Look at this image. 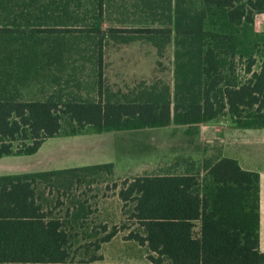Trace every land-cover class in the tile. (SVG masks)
<instances>
[{
    "label": "trees",
    "instance_id": "trees-1",
    "mask_svg": "<svg viewBox=\"0 0 264 264\" xmlns=\"http://www.w3.org/2000/svg\"><path fill=\"white\" fill-rule=\"evenodd\" d=\"M183 2L175 0V27L146 30L155 33L152 38L164 39L176 32L173 91L165 84L123 99H104L100 90L92 99L63 97L56 91L44 98L24 99L19 86L25 82L36 77L59 81L50 65L62 58L46 54L8 58L0 70L5 76L0 78V157L35 153L46 138L61 133L193 126L225 111L237 127H264V59L253 70L254 59L249 56L244 66L248 77L233 81L229 75L234 69L222 49L226 46L234 53L236 43L224 34L207 44L205 10L190 12ZM202 2L229 26L250 19L247 5L261 9L264 4V0ZM40 31L58 36L61 30L0 25V36L9 41L44 39ZM119 31L112 27L107 33L123 41L133 37ZM98 83L101 87L100 79ZM101 171L113 174L114 163L0 174V264L98 261L103 258L102 244L122 230L123 239L146 246V257L157 264H264V251L259 248L260 173L242 167L235 157H208L197 169L114 181L123 219L111 226L90 225L88 197L71 192L75 184L90 183ZM82 248L84 254L91 248L94 253L76 259L74 254Z\"/></svg>",
    "mask_w": 264,
    "mask_h": 264
},
{
    "label": "rangeland",
    "instance_id": "rangeland-1",
    "mask_svg": "<svg viewBox=\"0 0 264 264\" xmlns=\"http://www.w3.org/2000/svg\"><path fill=\"white\" fill-rule=\"evenodd\" d=\"M183 4L193 13L205 10L207 44L216 42L215 38L222 39L224 34L236 43L234 53L226 46L222 49L223 58L234 69L229 75L233 81L248 77L244 66L249 56L254 59L253 70L259 69L264 59V4L261 9L247 5L250 19L231 26L224 25L220 15L208 11L202 0H185ZM175 14V0H0V25L29 24L61 30L58 36L40 31L44 39L38 36L39 39L17 41L6 40L2 34L0 70L8 64V58H42L44 54L52 59L62 58L60 63L50 65L59 81L36 77L25 82L19 86L24 99L44 98L54 91L63 97L92 99L98 98L99 90L104 99H123L152 85L162 88L165 84L173 91L176 32L172 30L164 39L152 38L155 33L146 30L175 27ZM112 27L120 28L121 36L133 37L127 41L122 37L115 39L107 33ZM1 75L0 78L5 77ZM222 155L235 157L242 167L257 170L264 184V127H237L226 111L193 126L170 124L102 132L89 128L82 133H61L46 138L35 153L0 157V171L55 169L113 161L117 166L113 174L101 171L93 175L90 183L82 180L71 189L76 195L83 193L88 197L90 225L107 222L111 226L123 219L122 201L112 186L114 181L120 182L145 170L197 169L204 158ZM124 233L122 230L110 240V246L103 243L99 252L106 248L108 257L121 259L137 257L147 250L143 246L136 248L133 240L123 239ZM124 242L125 246H119ZM88 251L84 254V248L80 249L75 258H89L94 251L92 248Z\"/></svg>",
    "mask_w": 264,
    "mask_h": 264
},
{
    "label": "crops",
    "instance_id": "crops-1",
    "mask_svg": "<svg viewBox=\"0 0 264 264\" xmlns=\"http://www.w3.org/2000/svg\"><path fill=\"white\" fill-rule=\"evenodd\" d=\"M5 156V155H4ZM3 157V156H1ZM113 162V161H112ZM114 163V162H113ZM117 166L114 163V170ZM49 169V168H48ZM47 168L45 169H38V170H20L17 172H1L0 174H6V173H19V172H33V171H43V170H48ZM186 169L182 170V171H154V172H149V170H145V173H141L138 175H151V174H155V173H173V172H184ZM255 170V169H253ZM260 195H261V200H260V213H261V221H260V236H259V248L264 251V184L262 182V176L260 175ZM112 239H115L114 237ZM111 239V241H112ZM107 242V246H110V242ZM126 242L124 243H120V245H124ZM125 246V245H124ZM123 246V247H124ZM141 246L146 247L144 245H140L137 242L135 243V247L136 248H140ZM106 249V248H105ZM105 249H103V252L101 251V253L103 254V258L101 260L98 261H92V262H65L62 264H157V263H153L151 262L147 257V250H144L141 254H139V256L137 257H124V258H110L106 255ZM120 253V251H119ZM122 254V253H121ZM162 264H172V263H162Z\"/></svg>",
    "mask_w": 264,
    "mask_h": 264
}]
</instances>
